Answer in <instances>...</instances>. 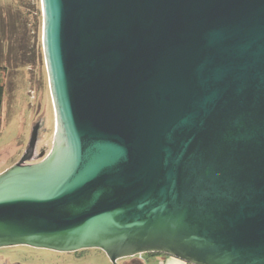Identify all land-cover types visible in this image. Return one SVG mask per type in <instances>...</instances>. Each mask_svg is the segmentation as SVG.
<instances>
[{
  "label": "water",
  "instance_id": "obj_1",
  "mask_svg": "<svg viewBox=\"0 0 264 264\" xmlns=\"http://www.w3.org/2000/svg\"><path fill=\"white\" fill-rule=\"evenodd\" d=\"M40 2L56 131L0 173V247L264 264V0Z\"/></svg>",
  "mask_w": 264,
  "mask_h": 264
},
{
  "label": "rangeland",
  "instance_id": "obj_2",
  "mask_svg": "<svg viewBox=\"0 0 264 264\" xmlns=\"http://www.w3.org/2000/svg\"><path fill=\"white\" fill-rule=\"evenodd\" d=\"M40 0H0V173L26 151L35 123H39L34 153L41 158L53 145L56 120L42 50ZM141 254L118 264H160V256ZM150 259V260H149ZM0 264H110L104 251L89 248L59 252L28 245L0 247Z\"/></svg>",
  "mask_w": 264,
  "mask_h": 264
},
{
  "label": "crops",
  "instance_id": "obj_3",
  "mask_svg": "<svg viewBox=\"0 0 264 264\" xmlns=\"http://www.w3.org/2000/svg\"><path fill=\"white\" fill-rule=\"evenodd\" d=\"M155 256H160V264H185L183 261H181V260H179V259H177L175 257H172V256H168V255H153V258ZM153 258H150V259H153Z\"/></svg>",
  "mask_w": 264,
  "mask_h": 264
},
{
  "label": "flooded vegetation",
  "instance_id": "obj_4",
  "mask_svg": "<svg viewBox=\"0 0 264 264\" xmlns=\"http://www.w3.org/2000/svg\"><path fill=\"white\" fill-rule=\"evenodd\" d=\"M35 125H37L39 127L40 124L37 122ZM36 142H37V140H36ZM34 150H35V148H34ZM34 150H33V152L31 154H29L30 156H29V159L28 160H35V158H41L42 156H40V154L41 153L44 154L43 149H41L40 152L37 153V155L35 154L36 152L34 153ZM35 162H37V161H35ZM30 163H34V162H28L27 164H30ZM69 253H71V252H69Z\"/></svg>",
  "mask_w": 264,
  "mask_h": 264
},
{
  "label": "trees",
  "instance_id": "obj_5",
  "mask_svg": "<svg viewBox=\"0 0 264 264\" xmlns=\"http://www.w3.org/2000/svg\"><path fill=\"white\" fill-rule=\"evenodd\" d=\"M3 93H4V84L0 81V107H1ZM149 255H163V254L149 253ZM186 264H188V263H186Z\"/></svg>",
  "mask_w": 264,
  "mask_h": 264
},
{
  "label": "built area",
  "instance_id": "obj_6",
  "mask_svg": "<svg viewBox=\"0 0 264 264\" xmlns=\"http://www.w3.org/2000/svg\"><path fill=\"white\" fill-rule=\"evenodd\" d=\"M140 256V255H139Z\"/></svg>",
  "mask_w": 264,
  "mask_h": 264
}]
</instances>
